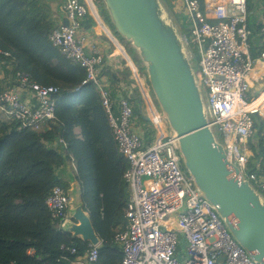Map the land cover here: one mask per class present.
Here are the masks:
<instances>
[{"label": "built area", "instance_id": "1", "mask_svg": "<svg viewBox=\"0 0 264 264\" xmlns=\"http://www.w3.org/2000/svg\"><path fill=\"white\" fill-rule=\"evenodd\" d=\"M173 1L179 2L176 6L189 27V34L184 33L185 41L189 56L197 62L209 125L224 144L233 166L264 195V162L256 161L251 166L248 145L255 133L254 117L264 119V91L255 98L249 96V77L255 59L251 54L253 30L247 0ZM62 12L69 24L64 25L65 19L57 20L50 38L68 59L86 70L82 83L97 86L114 138L129 164L124 175L131 190L128 223L116 234L123 250L121 264H261L236 241L217 207L195 185L183 165L178 139L154 102L141 66L128 56L135 86L156 130L153 141L146 144L143 133L134 128L133 108L121 91L117 110L114 108L110 81L103 72L105 57L95 48L88 51L82 33L83 20L92 12L90 1L63 0ZM259 36L262 40L259 58L264 61V13ZM11 55L0 48V113L20 121L22 127L40 129L56 116L59 88L33 82L22 71L8 77L4 68L13 63ZM69 201L67 190L61 185H56L47 198L59 227L68 217ZM98 248L91 245L72 264L96 262ZM75 252L72 248V253ZM220 257L224 260L217 262Z\"/></svg>", "mask_w": 264, "mask_h": 264}, {"label": "trees", "instance_id": "2", "mask_svg": "<svg viewBox=\"0 0 264 264\" xmlns=\"http://www.w3.org/2000/svg\"><path fill=\"white\" fill-rule=\"evenodd\" d=\"M54 1L62 4V0H0V48L11 52L14 59L10 65L8 60L6 75L11 78L22 71L33 82L59 88L56 116L40 129L0 117V264H72L90 249L89 242L73 238L59 227L46 202L56 185L68 189L59 173L65 162L76 164L84 208L102 240L98 260L87 264H121L123 250L116 234L128 223L131 190L124 175L129 164L114 138L97 86L82 83L86 70L68 59L50 38L58 25ZM171 1L164 0L173 13ZM93 2L115 32L103 0ZM254 6L255 1L247 0L249 19ZM96 25L88 12L82 29ZM181 29L187 33L185 26ZM129 50L141 65L132 46ZM103 72L110 80L117 110L118 94L124 93L121 83L135 84L131 70L119 75L105 63ZM125 89H129L124 94L133 108V119L143 126L144 139L150 144L156 130L142 113L140 90L136 86ZM254 118L255 133L248 141L252 167L256 161L264 162V120L258 115Z\"/></svg>", "mask_w": 264, "mask_h": 264}, {"label": "water", "instance_id": "3", "mask_svg": "<svg viewBox=\"0 0 264 264\" xmlns=\"http://www.w3.org/2000/svg\"><path fill=\"white\" fill-rule=\"evenodd\" d=\"M90 6L98 18L93 0ZM115 32L132 43L146 67L152 94L178 139L185 169L213 205L236 241L264 264V195L228 159L208 122L197 64L164 0H103ZM99 19V18H98ZM69 21L64 20V25ZM145 119L149 120L147 116ZM68 185V217L61 229L100 246L102 240L84 208L83 188L69 162L60 170ZM224 260L220 257L217 262Z\"/></svg>", "mask_w": 264, "mask_h": 264}, {"label": "crops", "instance_id": "4", "mask_svg": "<svg viewBox=\"0 0 264 264\" xmlns=\"http://www.w3.org/2000/svg\"><path fill=\"white\" fill-rule=\"evenodd\" d=\"M253 1H255V6H254L255 11L253 12V14H251V19H249V24L253 30V35L251 36V45H252L251 54L255 59V66L249 77L250 80L249 96L255 98L260 94H262L264 91V61L259 58V54L262 49V40L261 37L259 36V27L264 13V0H253ZM54 2H55L54 4H56L54 5V7L56 8L58 6V2L57 1ZM173 2H174L173 8L181 15V21L179 22H182L184 20V17L180 13L179 7L176 6V3L179 2L176 1L175 3V1L172 0V3ZM62 7H63V0H62V4H60V6H58L57 10L54 12V16H56V20L65 19L63 18ZM90 13L94 16L97 25L89 30L82 29L83 30L82 33L86 36L88 51L91 52L94 48L99 50L104 55L106 59V64L112 66L115 70H117L119 72V75L123 74L124 70L129 68L128 57L131 58L133 61H135L134 60L135 55L131 54L129 50V45L126 44L124 40L120 39L118 36L112 35V32L110 31L109 28L110 26L107 25V23L104 21V19L101 17L100 14L99 15L100 18L102 19V22H100V20L95 16L94 13L92 12ZM174 14L176 15L175 12ZM182 25L185 26L186 29H189L188 24L185 23V20ZM126 54L129 56L128 57L125 56ZM143 75L144 77H146L144 72ZM121 76L124 77L123 75ZM121 85L127 88L131 87V89L135 87L134 83L130 86L128 83L122 82ZM122 90L124 91L125 94H129L128 91L129 89H122ZM142 113L148 115L147 108L144 102L142 103ZM132 123L134 128L138 130L140 133H143L144 135L143 126L138 124L136 119H133Z\"/></svg>", "mask_w": 264, "mask_h": 264}, {"label": "clouds", "instance_id": "5", "mask_svg": "<svg viewBox=\"0 0 264 264\" xmlns=\"http://www.w3.org/2000/svg\"><path fill=\"white\" fill-rule=\"evenodd\" d=\"M92 9V8H91ZM174 9V8H173ZM174 12H175V9H174ZM174 12L172 13L174 16H175V14H174ZM92 13H94L93 11H92ZM176 13V12H175ZM98 18H99V20H100V15H99V13H98ZM180 20H177V22H178V25H179V27H180V29H181V27L183 26L182 24H181V22H179ZM100 22H102L101 20H100ZM182 30V29H181ZM183 34H184V32H183ZM133 47V46H132ZM124 54H125V51H124ZM137 54V53H136ZM126 56H129V55H127L126 54ZM137 56H138V54H137ZM139 57V56H138ZM106 60V59H105ZM135 62V61H134ZM136 63V62H135ZM137 64V63H136ZM196 64H197V62H196ZM138 65V64H137ZM141 66V68L144 66V64H143V62H142V64L140 65ZM145 67V66H144ZM143 70V69H142ZM144 71H145V81H146V84H148V86H150V84L148 83L149 81H148V77H147V72H146V67L144 68ZM147 79V80H146ZM150 89V92H151V95L153 96V94H152V91H151V88H149ZM153 98H154V96H153ZM143 100V99H142ZM143 102H144V100H143ZM2 114V113H1ZM145 116H147L148 117V115H145ZM149 118V117H148ZM150 121V120H149ZM71 167H72V169H73V171L75 172L76 170H77V167H76V164L75 163H73V165H71ZM66 189V188H65ZM67 190V189H66ZM61 228V227H60Z\"/></svg>", "mask_w": 264, "mask_h": 264}, {"label": "rangeland", "instance_id": "6", "mask_svg": "<svg viewBox=\"0 0 264 264\" xmlns=\"http://www.w3.org/2000/svg\"><path fill=\"white\" fill-rule=\"evenodd\" d=\"M94 1V0H93ZM172 2V1H171ZM173 4V3H172ZM176 12V15L178 16V18H179V20L181 21V15L177 12V11H175ZM174 17H176V16H174ZM177 18V17H176ZM100 20L102 21V19L100 18ZM108 25V24H107ZM106 25V26H107ZM110 28V31L112 32V35H114V36H116L115 35V32H114V30L111 28V27H109ZM186 30V32L189 34V29H185ZM129 46H132V43H130L129 42V44H128ZM134 49V48H133ZM135 50V49H134ZM135 54L137 53L136 51L134 52ZM137 55V54H136ZM126 56V55H125ZM140 65V64H139ZM143 69V68H142ZM142 72H144L145 73V71H144V69L142 70ZM147 80V79H146ZM149 83V82H148ZM148 85V84H147ZM149 88H150V86H148ZM153 100H154V102L156 103V105L158 106V104H157V102H156V100H155V98H153ZM159 107V106H158ZM1 115H3V114H1L0 113V117H2ZM185 247H186V245H183L182 246V249H183V251L185 252ZM185 257V256H184ZM180 260H183V256H181L180 257Z\"/></svg>", "mask_w": 264, "mask_h": 264}]
</instances>
